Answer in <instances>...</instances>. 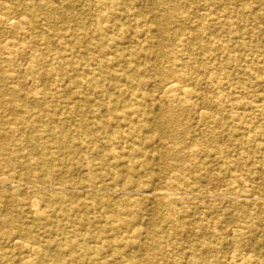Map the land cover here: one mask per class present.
<instances>
[{
  "label": "bare ground",
  "instance_id": "obj_1",
  "mask_svg": "<svg viewBox=\"0 0 264 264\" xmlns=\"http://www.w3.org/2000/svg\"><path fill=\"white\" fill-rule=\"evenodd\" d=\"M262 200L264 0H0V264H264Z\"/></svg>",
  "mask_w": 264,
  "mask_h": 264
},
{
  "label": "rangeland",
  "instance_id": "obj_2",
  "mask_svg": "<svg viewBox=\"0 0 264 264\" xmlns=\"http://www.w3.org/2000/svg\"><path fill=\"white\" fill-rule=\"evenodd\" d=\"M196 109H194L193 113L195 114L196 113ZM187 114V113H185ZM192 127L193 129L197 130V131H201V128H202V124L198 123V121H196V119L192 120ZM241 197L238 198V201H252L253 203H257L258 201L256 200L255 196H248L246 194H241L240 195ZM230 195L229 194H219L218 196L216 197H212V198H208V197H204L203 198V201H209V202H213V203H217V204H220V203H226L230 200ZM260 202V200H259ZM261 202H264V200H262ZM229 207V206H227ZM231 208V207H230ZM253 208H255L253 206ZM252 208V209H253ZM254 210V209H253ZM254 237L251 236V235H248L247 238H245V240L239 245V244H236V243H232L228 249L225 251V256H227L228 259H232V256L233 255H236V259L237 261H242L244 259V257L246 256V254L249 253V250L252 249V246L254 244ZM254 250V249H253ZM253 255L256 254L255 252L252 253ZM23 255L24 257H29L31 254L29 252H26V251H23ZM23 257V258H24ZM231 257V258H230ZM233 262V260H230ZM229 261V262H230Z\"/></svg>",
  "mask_w": 264,
  "mask_h": 264
}]
</instances>
